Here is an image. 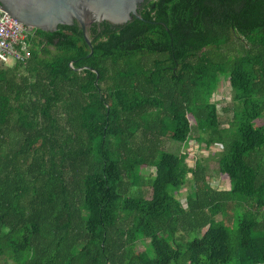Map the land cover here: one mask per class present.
I'll list each match as a JSON object with an SVG mask.
<instances>
[{"label":"trees","instance_id":"16d2710c","mask_svg":"<svg viewBox=\"0 0 264 264\" xmlns=\"http://www.w3.org/2000/svg\"><path fill=\"white\" fill-rule=\"evenodd\" d=\"M137 11L90 45L72 24L33 27L24 59L0 58V264L264 263V0ZM164 139L219 144L228 188Z\"/></svg>","mask_w":264,"mask_h":264},{"label":"water","instance_id":"95a60500","mask_svg":"<svg viewBox=\"0 0 264 264\" xmlns=\"http://www.w3.org/2000/svg\"><path fill=\"white\" fill-rule=\"evenodd\" d=\"M145 0H0V13L16 21L43 30H54L58 24L80 28L83 39L98 30L106 21L115 29L132 17L139 18L138 8Z\"/></svg>","mask_w":264,"mask_h":264},{"label":"rangeland","instance_id":"374dc122","mask_svg":"<svg viewBox=\"0 0 264 264\" xmlns=\"http://www.w3.org/2000/svg\"><path fill=\"white\" fill-rule=\"evenodd\" d=\"M4 62L11 64L13 61L11 56H7L3 59ZM211 99L215 102L217 117L220 126H226L227 121L230 117V112L225 111L223 107L227 106L230 103V91L227 77H220L216 88L212 94ZM162 148L165 150L177 152L185 151L186 152V161L188 164H192L194 160L201 161L205 166V174L208 184L217 189H226L228 188V182L226 178L216 172V162H215V152L220 149L219 144L213 143L208 146H205L203 143H198L196 141H190L185 146H182L179 142L172 141L169 139H164L162 142ZM146 173H153V167H147L144 170ZM187 184L183 185L177 194L180 205L184 206L185 197L184 194L187 191ZM229 233V242L230 244L234 243L235 240V228L233 223L228 227ZM145 241H136L135 249L142 250ZM226 264H235L234 261H230Z\"/></svg>","mask_w":264,"mask_h":264},{"label":"built area","instance_id":"2783aa9c","mask_svg":"<svg viewBox=\"0 0 264 264\" xmlns=\"http://www.w3.org/2000/svg\"><path fill=\"white\" fill-rule=\"evenodd\" d=\"M32 29L6 13H0V58L24 59L28 54L25 37Z\"/></svg>","mask_w":264,"mask_h":264},{"label":"crops","instance_id":"0c3cea01","mask_svg":"<svg viewBox=\"0 0 264 264\" xmlns=\"http://www.w3.org/2000/svg\"><path fill=\"white\" fill-rule=\"evenodd\" d=\"M257 264H264V263H257Z\"/></svg>","mask_w":264,"mask_h":264}]
</instances>
